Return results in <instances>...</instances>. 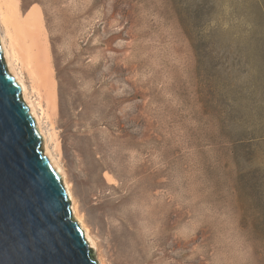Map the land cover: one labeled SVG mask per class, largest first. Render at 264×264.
<instances>
[{
	"label": "rangeland",
	"instance_id": "obj_1",
	"mask_svg": "<svg viewBox=\"0 0 264 264\" xmlns=\"http://www.w3.org/2000/svg\"><path fill=\"white\" fill-rule=\"evenodd\" d=\"M14 12L98 261L264 264V0H0L8 44Z\"/></svg>",
	"mask_w": 264,
	"mask_h": 264
},
{
	"label": "water",
	"instance_id": "obj_2",
	"mask_svg": "<svg viewBox=\"0 0 264 264\" xmlns=\"http://www.w3.org/2000/svg\"><path fill=\"white\" fill-rule=\"evenodd\" d=\"M0 38V264H99Z\"/></svg>",
	"mask_w": 264,
	"mask_h": 264
},
{
	"label": "bare ground",
	"instance_id": "obj_3",
	"mask_svg": "<svg viewBox=\"0 0 264 264\" xmlns=\"http://www.w3.org/2000/svg\"><path fill=\"white\" fill-rule=\"evenodd\" d=\"M12 16H14V17H12L11 19H5V25H6L7 30H8V36L11 39L10 44H8V39L2 35V32L0 30V38L2 41V48L4 50V55H5V58L7 60L8 65H9L8 67H9L10 71L15 75L16 79L21 83L22 96L26 100V102L30 105V107H31L30 110L35 117V120L37 122L39 130L41 131V134L43 135L45 152L49 157H51L52 162L58 168V170H59V172L63 178V181L69 190L68 193H69L70 198L72 199V202H73V209H74L73 215H74L75 219L78 220L81 227L85 230L84 235L87 238V240L89 241L90 245L96 248L97 242L94 239V237L92 236L91 230L84 223L81 216L78 214V206H77L76 200L74 198L73 189L71 187V184L67 181L65 169L61 166V163L56 158L54 153L51 151V149L49 148V145H47V143H46L47 138L45 137V133L43 132L42 118H41L40 114L38 113L37 106H36L35 102L29 96V92H28V88H27L28 86H27L26 82L24 81L22 75H20V73L18 72V70L16 68V64H15V56L16 55L14 54V51L12 49L14 44H15V36H14V34H12V25H13L12 23H15L14 25H15V29L17 30V32L21 33V34L19 33L21 35L20 38L23 36L27 40L29 39L32 42V45H35L38 53L40 54V57L38 59L40 60L42 58L43 61L48 62V54L49 53L47 52V50L45 48L46 45L44 44V38L45 37L43 38V31H44L42 28L43 23L35 24L30 29H26L22 25L20 13L14 12V15H12ZM98 262H99V264H103L100 261H98Z\"/></svg>",
	"mask_w": 264,
	"mask_h": 264
},
{
	"label": "trees",
	"instance_id": "obj_4",
	"mask_svg": "<svg viewBox=\"0 0 264 264\" xmlns=\"http://www.w3.org/2000/svg\"><path fill=\"white\" fill-rule=\"evenodd\" d=\"M70 124H72V119L70 118V120H68L67 122H66V124L64 125V127H63V134H64V136H65V139H68V137L71 135V133H72V131H71V126L72 125H70Z\"/></svg>",
	"mask_w": 264,
	"mask_h": 264
}]
</instances>
